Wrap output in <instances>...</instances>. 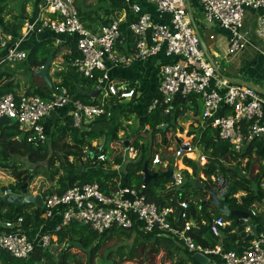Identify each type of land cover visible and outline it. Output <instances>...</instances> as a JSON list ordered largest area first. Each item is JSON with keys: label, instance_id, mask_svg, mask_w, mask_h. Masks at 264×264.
Returning <instances> with one entry per match:
<instances>
[{"label": "built area", "instance_id": "2783aa9c", "mask_svg": "<svg viewBox=\"0 0 264 264\" xmlns=\"http://www.w3.org/2000/svg\"><path fill=\"white\" fill-rule=\"evenodd\" d=\"M150 1L160 11L170 14V22L154 21L141 6L133 5L137 16L129 20V28L134 37L135 48L128 53L122 47L127 38L120 28L123 19H114L93 31L82 20L76 0L41 1L39 8H43L49 17L41 19L40 25L56 34L75 39L79 54L74 57L72 64L84 76H93L97 70L104 71L98 85L103 97L113 95L119 99L131 100L136 95L133 86L120 84L112 79L108 72L110 64L129 66L134 61L147 60L164 51L167 60L161 63L160 82L148 111L153 110L160 102L168 103L167 111H171L177 94L184 97L195 94L202 103V118L214 129V134L219 139L230 143L235 152H242L256 139H264V95L246 84L231 81L216 72L214 64L201 45L198 26H195L190 16L187 0ZM200 2L205 18L230 32V53L242 51L249 45L242 32L244 15L247 9L264 7V0ZM37 25L36 20L25 22L20 35L10 45L7 55L0 59V65L5 60H23L27 57V51L21 48V44L36 30ZM257 33L263 40L264 54V14L258 18ZM210 38L214 39V35H210ZM57 42L63 41L59 39ZM9 44L7 40L0 39V48ZM65 105H70L68 114L72 115L73 124L76 126H82L84 121L91 122L103 115L112 114L108 101L85 103L74 98L67 88L60 86L53 91L50 98L36 94L17 97L12 92L0 93V119L6 118L10 123L17 122L20 129L30 132L27 140L38 145L48 140L45 119ZM226 110L231 112L227 113ZM176 149V155L200 153L199 161L203 164L207 162L205 153L200 152L191 141H183V145L179 144ZM128 153L133 158L137 151L134 147H129ZM98 158L107 159L108 154L102 152ZM246 161L247 158L243 159L245 165ZM167 163L168 160L163 161L159 154L153 159L154 165L167 166ZM242 173L246 174V169H242ZM173 178L176 185L185 184L184 174L179 168H175ZM202 178L203 185L214 189L219 198H225L230 185L228 177L221 173L212 175L210 179L206 176ZM261 184L264 188V182ZM10 192L11 189L2 194ZM37 193L38 191L34 194ZM240 194L242 192L236 195ZM262 202L264 196L261 201L252 204L253 214L264 211V206L261 208ZM180 205L183 208L180 217L184 220V225L176 222L174 207H159L148 199L142 189L127 186L122 181L110 191L102 189L97 182L75 184L63 192H55L43 198L42 207L47 222L35 236H31L23 227V215L14 220L0 221V249L17 258H28L37 247L45 248L53 242V231L75 220L88 224L99 235L127 229L144 233L158 231L160 235L181 240L189 252L200 253L212 259V264H264V231H255L249 216L242 217L246 234L252 236L249 246L241 252L224 250L219 244L206 247L196 241L191 233L196 220L188 212L189 201L184 199ZM228 224L229 221L224 215H214L209 222L210 230L215 236H221L223 228Z\"/></svg>", "mask_w": 264, "mask_h": 264}, {"label": "trees", "instance_id": "16d2710c", "mask_svg": "<svg viewBox=\"0 0 264 264\" xmlns=\"http://www.w3.org/2000/svg\"><path fill=\"white\" fill-rule=\"evenodd\" d=\"M88 0H76L80 15L87 28L97 31L102 25L117 19L113 15V8L107 5V0H98L96 5H90ZM41 2V0H39ZM28 0H25L21 13L27 15ZM8 2L0 0V31L5 40L14 41L13 30L18 32L24 26L25 19L19 22L9 21L6 15ZM18 19V18H17ZM130 21L122 20L120 28L123 35H126L125 43L122 47L129 51L134 46V37L129 28ZM10 36V37H8ZM0 39H3L0 37ZM67 48L64 53L63 68L55 71L54 80L50 70L53 67L52 62L61 52L62 48ZM79 54L75 39L67 37L61 44L55 45V39L52 37L41 39L34 44L27 52V57L23 60L9 61L5 60L0 65V93L12 92L17 97L22 95H40L44 98L52 97L53 91L60 86L67 88L68 92L74 97L79 98L85 103H99V96H102V90H99L95 98L91 92L99 85V78L103 76L104 71L97 70L93 76H84L76 66L72 64L74 57ZM48 80L38 72L42 66L46 65L48 60ZM131 85V84H129ZM132 86V85H131ZM110 104H115L118 108H112L110 116L103 115L91 122L84 121L82 126L73 124L72 115H61L53 123L52 130H47L48 140L38 145L27 140L30 132H24L20 129L17 122H12L4 126L0 131V169L13 173L16 178L25 177L17 183H10V189L14 193L22 192V185L28 183L32 185L37 179L40 180L37 189H42V197L55 192H63L75 184L87 182H97L104 190L115 189L119 181L130 187L142 189L148 199L155 202L159 207H174L176 222L184 225V220L180 217L183 208L180 202L184 199L189 201L188 212L194 216L196 223L191 230L196 241L206 247H213L217 244L222 245L224 250L243 251L249 246L251 235L245 232V226L242 217L224 215L229 224L223 228L221 236H215L211 230L209 222L214 215H222L217 207L208 201L207 185L201 181L200 171L204 176L211 178L215 174H224L228 177L230 185L225 200L232 210H241L248 213L250 223L255 231H264V211L253 214L252 204L262 199L261 186L264 180V139H256L242 152L237 153L229 142L219 139L210 131L212 128L207 125L200 132L198 146L206 155L207 162L203 165L195 157L193 159L184 153L176 155L183 156V162L192 168L193 177L189 171L184 170L187 178V185H176L174 178L168 176L166 171L175 163V158L170 153L171 140L169 133L175 134L178 130L184 131L182 121L189 117L186 111L193 110L198 113L199 97L195 94L186 98L190 100L187 106L180 105L172 107L171 111L168 103L160 102L153 110L148 111L144 116V123L149 126L148 130L138 129L133 134L125 136L122 141L123 150L116 151L111 145L120 137L118 133L122 128L118 121V116H126L133 109V98L131 107L128 109L119 107V98L113 95L107 97ZM109 103V102H108ZM131 103V102H130ZM173 103V102H172ZM120 108V109H119ZM227 113L231 111L226 110ZM118 122V123H117ZM163 124V125H162ZM121 127V128H120ZM177 139L176 147L179 145ZM96 141V145L93 142ZM134 147L137 154L130 157L128 148ZM111 149L108 153V150ZM102 152L108 154L107 159H99L98 155ZM159 154L163 161L168 160L167 166L159 164L154 167L153 159ZM246 174L242 173L243 159H246ZM149 162L152 171H158L159 174L151 179L144 186V174L142 173L145 162ZM27 164V166H22ZM118 166L120 171L113 170ZM178 170V169H176ZM29 171V172H28ZM181 171V170H180ZM28 172V173H27ZM123 175V176H121ZM193 187L194 191L201 193L202 200L196 197V194L188 192V188ZM259 189V190H258ZM260 191V192H259ZM242 192L240 196L237 193ZM201 204V213L196 208V204ZM24 216V228H40L46 222L43 207L35 203L16 204L0 198V221L14 220L19 216ZM57 236V241L64 244V249L71 252L64 262H58L52 257L50 246L42 248L37 247L28 258H17L8 251L0 249V264H94L98 256L111 259L114 256V250L107 251L108 241L116 236L132 237L133 246H118L119 249L129 248L128 261L133 260L138 254V245L143 247V264H157V254L161 246L167 247L169 257L174 259L169 264H201L195 257V254L189 252L177 238L172 236L160 235L158 231L144 233L132 229L113 230L110 234L99 235L97 231L88 224L79 221H72L64 225L61 229L53 231ZM118 238L116 239V241ZM113 242V243H116ZM55 242V241H53ZM51 243V245L53 244ZM118 243V242H117ZM77 248L85 256L86 260L78 259L77 252L72 250ZM40 252V256L36 255ZM71 256L74 257L71 260ZM185 256V257H184ZM125 257L114 259L110 264H122ZM134 263V261H131ZM135 264V263H134ZM137 264V263H136Z\"/></svg>", "mask_w": 264, "mask_h": 264}, {"label": "crops", "instance_id": "0c3cea01", "mask_svg": "<svg viewBox=\"0 0 264 264\" xmlns=\"http://www.w3.org/2000/svg\"><path fill=\"white\" fill-rule=\"evenodd\" d=\"M29 1H28L29 4H27V15L22 14V18L25 19L26 21L36 20L38 22V25L36 27V30L30 33L28 37L22 42L21 48L28 52V50L38 41L49 37L55 39L56 46L58 44H61L62 42L58 43L57 40L60 39L64 41L66 39L64 35L56 34L54 31L45 27H41L40 25L41 19L49 17L48 13L43 8H39L41 3L37 2V4H33L32 6L31 4L32 2ZM189 2L191 4V9H192L191 11L188 10L190 16L193 17L196 25L198 26L200 33L202 34L204 40L208 45L210 54L212 55V58L215 60V62L218 64L222 74L232 78L244 79L246 81H250L252 83L264 87V54L262 53L263 40L261 36L257 33L258 18L260 17L261 14H264V7L259 9L250 8L246 10L244 15L242 32L247 37L249 41V45L242 51L230 53L228 50L230 32L227 29H224L223 27L218 25L217 23L209 22L205 18L204 8L200 0H189ZM107 3H109V6L114 9L113 15H116L117 18L123 20L129 21L132 17H134L136 14L134 13L133 5H139L142 7V9L145 12L151 15L154 21H157L159 23L170 22V14L167 12L160 11L157 5L151 2L150 0H131L130 2H126L124 0H107ZM9 9L7 8V10ZM12 13L13 12H9L7 15L11 16ZM7 15L6 17L8 19L9 17ZM15 16L17 17L18 15H14V18ZM20 31L18 32L17 30H13V37H14L13 40L17 39V37L20 35ZM210 35H214V39H211ZM208 39L209 41H211V45L210 42H208ZM7 41L10 44L7 47L0 48V59L4 58L7 55L10 45L13 43L12 40H7ZM133 47L135 48V44ZM131 50L125 52L128 53ZM67 51L68 49L66 47L62 48L61 52L56 57V58H62L61 59L62 61H59L60 65L58 68H56V66L58 65V63H56L57 61L55 60L56 58L54 59V61L52 62L53 67L50 70L51 75L54 74L53 72L59 71L63 68L64 53H66ZM59 55H61L62 57ZM218 58H220L222 62H225L226 68L229 71L228 73H223ZM166 60L167 57L165 55V52L161 51L156 56H153L147 60L134 61L129 66L111 65V64L109 65L108 72L112 76V79L114 81L120 84H131L133 88L136 89V95L133 97L135 99V101L133 102V109L135 111L129 113L127 115V118L129 119L131 118L132 120L138 119V121L143 123V126L137 127L130 134H133L138 129L141 130L149 129V126L143 122L144 116L148 112L149 105L152 99L155 97V94L158 89V85L160 82L161 63ZM53 79L59 80L58 78L54 77V75H53ZM119 100L127 101V102L130 101L129 99H119ZM188 104H190V100H188L186 97L180 94H177L174 97L172 107L176 108L180 105L187 106ZM110 105L112 106V108L116 107L115 104L114 105L110 104ZM119 107L125 108L126 106L119 105ZM70 109H71L70 105H65L64 107L58 109L50 116H48L45 119L47 130L49 131L48 126L52 125L57 117L61 115H68ZM201 112H202V103L200 99L198 103L197 114H194L195 112L193 110H189L185 112L186 115H188L189 117L185 118L184 121H182L181 123L182 124L185 122L187 123V127L184 128V131L186 129V132L190 131V134H192V137H189V139H192L193 136L198 133L200 136V132L203 130L205 126L208 125V122L202 118ZM118 117L121 118L123 117V115ZM9 124L11 123L8 119L1 118L0 131L4 126ZM199 136L197 137V141L199 140ZM185 138H188V136H185ZM182 140L186 141V139H182ZM197 141L195 144L198 150H200V152H203V150L200 149V147L198 146ZM196 156H197V152H196ZM186 168L192 170V168L189 166ZM202 176H204V173H202ZM262 182H264V180ZM186 185L187 182L185 186ZM260 194H262V192ZM40 229L41 228H27V231L31 236H35L37 233H39Z\"/></svg>", "mask_w": 264, "mask_h": 264}, {"label": "rangeland", "instance_id": "374dc122", "mask_svg": "<svg viewBox=\"0 0 264 264\" xmlns=\"http://www.w3.org/2000/svg\"><path fill=\"white\" fill-rule=\"evenodd\" d=\"M2 1H4V0H2ZM6 1L8 2L7 8L8 9L10 8L9 9L10 12H13L11 14V16H8L7 15L9 17L8 18L9 21L19 22L22 19L21 7H22V5H23V3H24L25 0H6ZM30 1L32 2L31 3L32 6H33V4H37V2H39V0H30ZM41 1H43V0H41ZM87 2L90 5H96L97 2H98V0H88ZM107 5H109V3H107ZM16 13H18V14H16ZM14 15H18V16L17 17L15 16V18H14ZM0 37L3 38V39H8V38H5L4 37L3 33H1V31H0ZM208 42H210V45H211V41H209V39H208ZM59 56H61V55H59ZM61 59L62 58H56L55 59L57 61L56 63H58V65L56 66V68L59 67V65H60L59 61H62ZM218 60L220 61V65H221V68H222L223 73H228L229 71L226 68L225 62H222L220 58H218ZM224 60H226V59H224ZM52 72H53V70H52ZM53 73H55V72H53ZM99 99H100V102H102V101H108L110 103V101L108 100V98L103 97V95L101 97L99 96ZM132 102L133 101H131V100L128 101V102L127 101H120L119 100V104L126 106L125 109L130 108L131 107L130 105L132 104ZM128 111H130L129 113H132V110L131 109L128 110ZM51 121H52V119H51ZM118 121H119V123L122 126V128L120 127L121 128V131L118 133V136L120 138L118 140H116L115 142H113L112 145H111V149L113 148L116 151L123 150L122 141L125 140V136L126 135H128L129 133H132V131L134 129H136L137 127L143 126V123L140 122V121H138V119H134V120H132L131 118L129 119V118H127V115L126 116H123L121 118H118ZM129 121H131V122H129ZM45 123H46V120H45ZM182 125H183L184 128L187 127V123L186 122L183 123ZM45 126H46V124H45ZM52 127H53V124L52 125H49L48 126V129L49 130H52ZM210 131L212 132V134L215 132L213 128H210ZM185 136H188V138H185ZM198 136H199V133L198 134H195L192 139H189V137H192V134H190V131L189 132H186V129L183 132H180V130H178L175 134H173V133H169L168 134V138L171 140V146H170L169 150H170L171 155H173V157L175 158V163H174V165L176 166L175 168H179L181 170V172L184 174L185 183L189 181L188 180L189 178L186 177V175L184 173V170L187 169V171H189V173H191L192 176H189V177H193L194 175L191 172L192 170H189L188 168H186L188 166H186L185 161L183 162V156H180V157H177L176 156V150H177L175 148L176 145H177L176 144V141H177V139L182 138V139H186V141H191V143L193 145H195L196 141L194 139L196 137H198ZM96 143L97 142L94 141L93 142V145H96ZM111 149L108 150V153H109V151ZM188 155H189L188 157H190V158H192V157H193V159L195 157L197 158V156H196L195 153L194 154L193 153H190ZM198 163H200L201 165L203 164V162H198ZM263 164H264V161H263ZM22 166H27L28 167L27 164L26 165L23 164ZM158 166H159V164L154 165V167H158ZM242 169H246L244 162H243ZM113 170L120 171V168L118 166H114L113 167ZM246 170H248V169H246ZM202 173L203 172L200 171V173H199L200 176H202ZM121 176H123V175H121ZM39 178H40L39 180L37 179L32 185L29 186V190L32 191V193H35V192H37L39 190V189H37V187L39 186L40 180L43 179L41 177H39ZM22 179H24L25 181H27V179H25V177L22 178ZM22 179H19L18 180L16 178V176H14L13 173H9V172H7L5 170H1L0 169V198L2 196V193L5 190H9L10 189V186H8L10 183H17V182L21 181ZM259 188H261V190H262V197H263L264 196V188H263V185L261 184V186H259ZM188 192L189 193H192L194 195L196 194L197 200L198 199L202 200L204 198V196H202L201 193H197L198 191H194V188L193 187H189L188 188ZM263 206H264V202H262L261 208H263ZM196 208H197L198 211H195V213L196 212H200V213L202 212L201 211V204L199 202H197ZM117 238H118V240L116 241ZM53 241H55V242H53L52 245L51 244L49 245L51 247L50 250L52 252V257L53 258H56L57 261L60 262V263L61 262H64L66 260V257L68 256V254L71 251L68 250V249H64V244H62V243H60V242L57 241V236L56 235L53 236ZM115 241H116V243H113ZM127 242L129 243L128 244L129 247L130 246H133V244H135L133 238L132 237H127L126 235L125 236H119V237L118 236L113 237L112 240L108 241V244H107L108 246H106V249H107V251L110 250V249H113L114 250V256L109 260L107 258H103L104 257V254L103 255H100V256L97 257L96 262L94 264H110L114 259H117V258H120V257H125V260L122 262V264H127V263H129L131 261H134L135 264L136 263L137 264H143V260H144V258H143V247H141L139 245L137 246L138 247L137 257L135 259H133V260H130V261L126 260L127 259L126 257L128 256L129 248L119 249L118 246L120 247L121 245H127L126 244ZM72 251L73 252H77V257H78V259H82V262H84L86 260V257L84 255L83 256H80L81 253H78L79 250L77 248H74ZM36 255H39L40 256V252H36ZM73 259H74V257L71 256V260H73ZM156 260H157V264H169L174 259H171L169 257V250L167 249V247L161 246L160 252L157 254ZM210 260H212V259H210ZM190 264H192V263L190 262ZM208 264H210V263H208Z\"/></svg>", "mask_w": 264, "mask_h": 264}, {"label": "water", "instance_id": "95a60500", "mask_svg": "<svg viewBox=\"0 0 264 264\" xmlns=\"http://www.w3.org/2000/svg\"><path fill=\"white\" fill-rule=\"evenodd\" d=\"M187 7H188V10L191 11V4L189 2V0H187ZM192 20L195 24V26L197 27L193 17H192ZM197 31H198V34L200 36V41H201V45L203 47V49L205 50L207 56L209 57V59L212 61V63L214 64L215 66V70L216 72L223 76V77H227L229 78L231 81H238L240 83H243V84H246L250 87H252L253 89H255L257 92H259L260 94L264 95V87L263 86H260L258 84H255V83H252L250 81H246L244 79H240V78H232V77H229V76H226L224 74H222L218 64L215 62V60L212 58V55L210 54V51L208 49V45L206 43V41L204 40L202 34L200 33L198 27H197ZM50 60H48V62L46 63V65H44L42 68H40L38 70L39 73H41L45 78H47L48 80V65L50 64ZM99 91V87H97L94 91L91 92V95L93 98H95V96L97 95ZM179 144L180 145H183V142L181 140H179ZM199 155L200 153L198 154V158H199ZM175 165H172L167 171H166V174L168 176H171L173 177V174H174V171H175ZM142 173L144 174V185H147V183L153 179L154 177H156L159 172L158 171H152L149 167V162L146 161L145 164H144V167H143V170H142ZM22 192L21 193H14V192H10V193H7L5 194L3 197H2V200L4 201H9V202H13V203H16V204H24V203H35L39 206H42L43 205V197H42V189L40 188L38 190V193L37 194H34L32 193L30 190H29V185L28 183H24L22 185ZM205 190L208 191L209 193V196H208V201H211L218 209L219 213L220 214H224V215H228V216H236V217H248V213L246 212H243L241 210H232L228 203L226 202L225 198L224 197H221L219 198L217 196V193L214 189H212L211 187L209 186H206L205 187ZM194 257L201 263V264H208V263H212V260H210L208 257H205V256H202L200 253H195Z\"/></svg>", "mask_w": 264, "mask_h": 264}, {"label": "clouds", "instance_id": "9594fccd", "mask_svg": "<svg viewBox=\"0 0 264 264\" xmlns=\"http://www.w3.org/2000/svg\"><path fill=\"white\" fill-rule=\"evenodd\" d=\"M14 41H16V40H14ZM64 41H65V40H64ZM64 41H63V42H64ZM197 160L199 161L198 155H197ZM199 162H200V161H199ZM202 165H203V164H202ZM31 192H32V191H31ZM3 196H4V195L2 194L1 197H3ZM208 196H209V195H208ZM222 215H223V214H222ZM31 255H32V254H31ZM31 255H30V256H31ZM30 256H29V257H30ZM210 264H212V263H210Z\"/></svg>", "mask_w": 264, "mask_h": 264}]
</instances>
